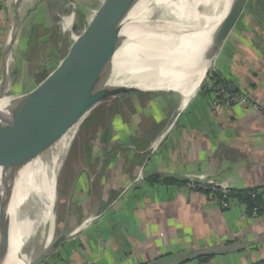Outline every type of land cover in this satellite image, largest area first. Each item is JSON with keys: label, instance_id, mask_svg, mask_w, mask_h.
Returning <instances> with one entry per match:
<instances>
[{"label": "crops", "instance_id": "0c3cea01", "mask_svg": "<svg viewBox=\"0 0 264 264\" xmlns=\"http://www.w3.org/2000/svg\"><path fill=\"white\" fill-rule=\"evenodd\" d=\"M15 2L0 0V80ZM74 5L75 0L21 1L22 21L9 60V73L17 70L13 84L21 80L35 40ZM81 6L74 8L84 27L89 15ZM210 71L249 101L213 106L214 94L204 82L183 107L174 92L140 93L131 108H96L88 115L89 130L72 147V162L83 166L65 206L57 204V232L70 237L44 264L264 260V212L250 214L233 196L223 209L207 192L186 185L190 175L202 174L229 189L261 188L264 208V0L247 1ZM91 138V149L84 148ZM153 176L174 180L152 183ZM203 255L208 262L200 261Z\"/></svg>", "mask_w": 264, "mask_h": 264}, {"label": "bare ground", "instance_id": "6f19581e", "mask_svg": "<svg viewBox=\"0 0 264 264\" xmlns=\"http://www.w3.org/2000/svg\"><path fill=\"white\" fill-rule=\"evenodd\" d=\"M144 3L124 29L130 40L114 57L107 82L170 86L181 93L183 107L205 78L208 64L199 62L205 36L225 15L231 0H146ZM71 21L68 18L66 25ZM12 101L10 97L1 98L0 112L6 111ZM90 108L79 109L53 125L44 134L45 141L50 140L48 148L36 153L34 145L24 159L3 153L0 188L12 217L10 247H3L9 250L3 255L5 264H27L35 256L39 248L33 237L39 235L37 232L46 221L49 223L46 244L51 241L52 206L59 171L77 136L80 118ZM8 186L13 187L12 193L8 192ZM22 248H25L24 261L20 258Z\"/></svg>", "mask_w": 264, "mask_h": 264}, {"label": "water", "instance_id": "95a60500", "mask_svg": "<svg viewBox=\"0 0 264 264\" xmlns=\"http://www.w3.org/2000/svg\"><path fill=\"white\" fill-rule=\"evenodd\" d=\"M21 1L16 0L15 2L16 17L3 56L0 99L10 97L13 98V101L6 111L0 112V163L4 152L9 153L10 157L24 159L34 145H36V153L48 148L50 140L45 141L44 134L53 125L79 109L91 106L80 118V129L88 115L108 99L128 93H180L170 86L168 88L143 87L129 83L107 82V74L113 65L114 57L130 40L124 34V29L133 22L135 13L143 7L146 0H105L92 19L85 24L83 31L74 38L67 54L55 69L29 92L18 96L11 95L14 90L12 78L15 77V74L11 76L9 73V60L22 21ZM247 1L231 0L225 15L205 36L199 59V62L208 64L205 78L244 11ZM174 23L178 24L177 20ZM76 29L77 19H74L73 30ZM48 37L41 38L40 42L47 41ZM205 78H203L194 95L201 88ZM233 87L235 84L229 86V89L232 90ZM13 167L12 165L11 168L13 169ZM12 169L7 171L12 172ZM12 188L8 186V192L12 193ZM55 196L56 200L52 206L51 241L46 244L49 235V223L46 221L42 223L43 227L40 232H37L39 235L36 237L32 235L34 243L38 245L39 249L28 263L25 259L27 264H44L70 237L69 232L57 234L58 184L55 189ZM11 226L12 217L9 206L2 188H0V264L7 262L3 255L10 247ZM5 246L8 249L3 248ZM22 250L21 259L25 254V248Z\"/></svg>", "mask_w": 264, "mask_h": 264}, {"label": "rangeland", "instance_id": "374dc122", "mask_svg": "<svg viewBox=\"0 0 264 264\" xmlns=\"http://www.w3.org/2000/svg\"><path fill=\"white\" fill-rule=\"evenodd\" d=\"M105 0H75V5L78 3L83 4L81 8L83 11H86V13L89 15L88 19H92V17L95 15L94 11L100 7V5ZM42 30V29H41ZM56 40H53V42H50L47 44V46H43V49L40 51H33L25 60L27 62L26 68L24 70H21V80L17 82V84H13L12 89L14 96H18L21 94H24L26 92H29L33 88H35L39 83L37 82V78L42 75L43 73H50L55 69V67L59 64V62L63 59V57L67 54L68 49L70 47V44H66L62 49H56L54 48ZM210 70V69H209ZM11 74V73H10ZM13 74H17V70L14 67L13 68ZM49 75V74H48ZM12 76V75H11ZM207 78V76H206ZM205 78V79H206ZM20 79V78H19ZM18 81V80H17ZM175 94H178V97L182 100V95L178 92H174ZM140 93H128L127 95H121L116 98L108 99L104 102H102L98 107L96 108H108L112 107V109H117L118 105L123 104L125 108H131L134 105L133 102V96H137ZM10 95V94H9ZM179 99V100H180ZM122 101V102H121ZM89 122H86L83 126V128L78 130L77 136L75 138L74 143H76L78 136L80 132H82V135L87 134L89 130ZM81 130V131H80ZM82 139V137H79ZM83 143V139L81 140ZM73 143V145H74ZM72 145V147H73ZM72 147L69 150V153L62 164V167L59 171V177H58V201L57 204H59L61 207L65 206L66 202V193L68 194L71 185L75 181V177L77 176L76 171L78 167H82L83 163L80 164V160L78 162H72V159H74L76 156L73 153ZM80 159V156L78 157ZM83 162V161H82ZM85 164V163H84ZM60 189V190H59ZM61 191V193H60ZM61 195V198H60ZM62 199V200H61ZM60 200V201H59ZM58 234V232H57Z\"/></svg>", "mask_w": 264, "mask_h": 264}, {"label": "built area", "instance_id": "2783aa9c", "mask_svg": "<svg viewBox=\"0 0 264 264\" xmlns=\"http://www.w3.org/2000/svg\"><path fill=\"white\" fill-rule=\"evenodd\" d=\"M68 18H70V16H64V19ZM79 33L81 32L71 33L72 41ZM216 82L217 80L215 79L208 82V86L211 88L213 87L214 89L213 106L226 105L236 102L247 103L249 101L246 95L241 94L237 96L232 93V91L225 84ZM186 185L191 190L207 192L210 194L211 200L223 209H226L231 205L233 198L231 195V189L220 186L212 177H205L202 174L190 175ZM260 192L262 193L261 188L254 194V196Z\"/></svg>", "mask_w": 264, "mask_h": 264}, {"label": "trees", "instance_id": "16d2710c", "mask_svg": "<svg viewBox=\"0 0 264 264\" xmlns=\"http://www.w3.org/2000/svg\"><path fill=\"white\" fill-rule=\"evenodd\" d=\"M49 73H43L42 75H40L37 78V82L40 83L42 82ZM217 80L216 83H222L225 84L228 88V84L226 82H224L223 80H221L215 73H213L212 71L208 70L207 72V78L203 81V83L205 82V86L208 87L210 89V91L214 92L213 87H209L208 86V82L212 81V80ZM204 89V87H203ZM13 93V92H12ZM127 95V94H126ZM110 107H108L107 109H109ZM112 109V107H111ZM99 114V112H97ZM96 115V113L93 114V116ZM86 122H84L82 124V126L85 124ZM92 141L91 139H88L87 141L84 142V148H90V143ZM150 182L152 183H158L161 181L164 182H173L174 179L171 178H166V179H161L159 176H153L150 179ZM260 190V188H250V189H231V195L233 197H237L241 202L245 203L248 209V212L250 214H262L264 212V208H263V204H262V193L260 192L259 194L255 195V193H257ZM200 258L201 262H208L210 257L208 255H203ZM259 264H264V260L261 261Z\"/></svg>", "mask_w": 264, "mask_h": 264}, {"label": "flooded vegetation", "instance_id": "af4514ba", "mask_svg": "<svg viewBox=\"0 0 264 264\" xmlns=\"http://www.w3.org/2000/svg\"><path fill=\"white\" fill-rule=\"evenodd\" d=\"M74 7L76 8V5H74ZM74 7H72V9L70 10L69 13H65V14L59 13L56 16V19L54 16H53L54 18L52 17L54 20L53 21L54 22L53 27L44 36V37L49 36L48 40L45 42L46 45L43 44L42 46H40L39 45L40 38H37L35 40V43H33V45H32L33 48L31 49V52L38 51V50L41 51L43 49V46H47V44H49L50 42H53V40H56L55 41L56 45H54V48H56V49H62L66 44L72 43L71 33L72 32L73 33L82 32L84 29V27H81L79 25L80 16H78L79 18L76 17V15H78L80 13L79 12L77 13L76 12L77 8L75 9ZM64 16H70V18H72V21L68 26L66 25L67 19H64ZM15 17H16V15H15ZM74 19H77V29L76 30H73V20ZM65 36H67L68 38H64ZM44 37H42V38H44Z\"/></svg>", "mask_w": 264, "mask_h": 264}]
</instances>
